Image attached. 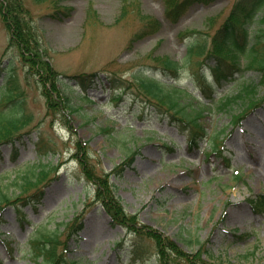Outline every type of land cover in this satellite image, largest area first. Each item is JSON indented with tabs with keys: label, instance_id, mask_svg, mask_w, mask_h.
<instances>
[{
	"label": "rangeland",
	"instance_id": "1",
	"mask_svg": "<svg viewBox=\"0 0 264 264\" xmlns=\"http://www.w3.org/2000/svg\"><path fill=\"white\" fill-rule=\"evenodd\" d=\"M237 1L241 0L197 3L173 25L166 19L162 0H66L62 9H73L71 14L58 12L54 18L47 15L52 3L40 6L26 0L62 81L86 96L80 99L75 95L83 113L74 114L68 122L47 112L43 91L33 81L23 80L19 51L9 46L0 12V66L13 62L12 76L20 77L28 96L27 113L33 117L27 127L32 133L19 144L17 158H13L10 145L1 152L0 191L11 200L0 210L4 215L0 219V264L43 263L34 254L32 241L55 232L62 243L57 254L75 264H158V241L141 237L135 229L114 226L97 201L96 188L102 176L115 186V197L129 215L137 214L140 223L191 254V258L175 256V264H202L205 260L197 258L201 251H208L215 264H264V212L255 211L249 201L264 193V88H259L262 101L244 114L239 126L232 124V117L234 111H242L240 105L230 111L222 109L219 100L203 107L205 117L200 124L207 129V136H201L199 146L192 148L190 128L155 108L141 91L128 88L134 71L149 67L148 58L183 60L187 53L183 36L193 30L211 33L213 20L228 13ZM131 5L134 7L127 10ZM124 8L129 13L135 11V17L120 20ZM143 16L151 18L146 24L159 20L161 29L131 42L143 27ZM222 21L223 17L219 23ZM183 74L177 82L180 87L190 85V69ZM252 74L228 85L222 97L234 96L244 84L255 82ZM80 76L90 79L92 87L85 90L81 83L76 84L74 79ZM118 92H124L121 102L113 99ZM224 130V154L231 163L217 154L209 155L214 137ZM42 137L57 146L55 154L39 155L36 145ZM139 148L142 153L134 168L107 178L106 173H112ZM83 159L94 181L86 176ZM40 160L50 172L57 171L41 185L45 190L42 201L28 200L41 187L22 194L15 184L40 168ZM16 205L23 207L31 224L20 222ZM224 214L225 222H221ZM82 222L83 232L75 239L71 230ZM245 233L251 236L240 238ZM138 251H143L142 256Z\"/></svg>",
	"mask_w": 264,
	"mask_h": 264
},
{
	"label": "trees",
	"instance_id": "2",
	"mask_svg": "<svg viewBox=\"0 0 264 264\" xmlns=\"http://www.w3.org/2000/svg\"><path fill=\"white\" fill-rule=\"evenodd\" d=\"M47 1L53 5L54 13L51 17L54 18L55 13L62 11V7L59 6L60 2L66 0H33L35 4H41L40 6ZM162 1L165 2L166 6V19L171 24L176 25L187 16L192 6L197 5V3L208 5L211 0ZM132 7L134 5H131L127 10H131ZM91 11L89 10V16L92 14ZM0 12L2 13L3 25L11 37L10 44L19 50V57L25 70L23 80L33 81L35 87L43 91V96L47 101V112L54 115L59 114L67 122L74 114L82 116L83 106L80 105L75 95H79L80 99H86V96L82 95L70 83H64L61 79V73L53 67L48 57V50L44 47L43 36L32 22L33 15L28 4H26V0H0ZM71 12V8L66 7L64 10L65 16H69ZM134 13L135 11L129 13L124 8L120 20L122 18L127 19V17L131 19L135 17ZM221 17H223V21L219 23ZM140 19L143 21H141L143 27L138 30L137 36L133 37L131 42L155 35L161 29L159 20L154 19L146 24L147 20H151V18L143 16ZM213 22L209 25V29L212 30L211 33L193 30L183 36V40H187V53L183 60L175 61L167 56L165 58L150 57L148 58L149 67L136 69L131 75L128 87L141 91L155 105L166 107L173 118L199 130L202 129L199 122L204 114L202 106H209L214 103L216 96L219 95L218 90L225 83L232 86L238 84L248 72H254L252 77L259 81L258 85L257 81L244 84L234 96L220 97L223 99L220 101V107L230 111L234 109L235 105H240L242 111L256 107V102L259 101L258 87L264 86V0L235 2L230 13L224 12L216 17ZM187 68L194 70L191 74L190 85L180 87L177 85V81L183 76L182 70ZM206 69H210L214 73L217 88L214 89L212 85L210 86L206 82ZM8 71L7 67H0V149L3 145L23 140L29 134L27 127L33 120V117L27 113L28 96H25V91L18 81L20 77L12 79V75ZM74 80L77 81L76 84L78 85L81 83L85 90L92 86L90 79L83 76ZM123 95L124 92H121L115 99L120 102L123 100ZM240 114L234 111L233 123L240 118ZM197 133H192L190 138L193 141L192 145L196 143L194 138H196ZM37 146L40 156L56 153L57 146L52 141L46 142L43 137L40 138ZM137 155L138 153H133L127 157L122 166L117 167L114 174H120L125 167L132 166ZM80 161L88 179L94 181L95 177L87 162L84 159ZM38 167L40 168L30 173V176H25L20 184H15L22 194L30 193L32 189L40 187L49 179L48 176L51 172L48 168L50 167L43 164L42 160ZM101 180L104 181V190L101 187L102 183H100L98 198L103 200L105 208L118 224H127L123 208L117 205L111 194L107 192L109 189L110 192L113 191L108 179L104 180L101 177ZM42 193L43 190H39L30 197L40 200ZM9 202L10 196L0 191V210L2 205ZM256 204L259 207H264V200L256 201ZM16 211L19 212L21 219H24L25 214L22 212V207L16 206ZM146 234L157 239L161 250L160 256L164 264H169L172 261V254L167 247H170L172 251L181 253L176 245L164 236L162 237L158 232L148 229ZM32 244L36 257L45 258L44 264H59L64 261L57 254V250L62 244L58 233L43 234L40 239L33 241Z\"/></svg>",
	"mask_w": 264,
	"mask_h": 264
}]
</instances>
